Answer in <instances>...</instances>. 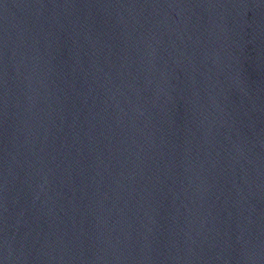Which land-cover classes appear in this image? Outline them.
<instances>
[{
	"label": "water",
	"instance_id": "water-1",
	"mask_svg": "<svg viewBox=\"0 0 264 264\" xmlns=\"http://www.w3.org/2000/svg\"><path fill=\"white\" fill-rule=\"evenodd\" d=\"M0 264H264V0H0Z\"/></svg>",
	"mask_w": 264,
	"mask_h": 264
}]
</instances>
